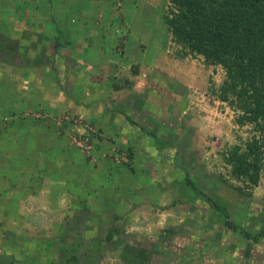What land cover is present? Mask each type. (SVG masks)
<instances>
[{
	"label": "crops",
	"instance_id": "0c3cea01",
	"mask_svg": "<svg viewBox=\"0 0 264 264\" xmlns=\"http://www.w3.org/2000/svg\"><path fill=\"white\" fill-rule=\"evenodd\" d=\"M15 1L0 0V120L68 113L82 116L98 132L92 140L93 159H87L70 146L65 130L42 131L33 141L30 136L34 134L21 130L26 124L16 125L19 152H25L24 139L25 144L32 143L44 153L56 152L60 165L67 170L65 178L71 175L68 181L54 175L53 181L46 182L53 183L42 190L54 201L52 205L64 199L61 191L66 181L73 188L86 186L74 192L82 193L80 198L86 201L91 210L88 214L95 221L105 220L109 228L124 230L125 234L147 235L138 240L145 247L132 246L128 250L142 260L157 252L158 241L152 239L153 233L162 231L165 238H185L190 225L202 223V213L218 222L219 217L204 198L192 189L189 192L175 160L177 147L165 143L176 142L182 133L177 124L181 96L165 81L174 78L170 59L157 54L152 63L143 62L145 49L137 52L125 42L123 30L126 35L131 32L129 18L125 20L115 13L114 0H38L31 11L7 19V13L16 9L15 4L12 6ZM153 114L161 116L162 122L155 125V131L148 128L150 131L142 133L153 122L149 121ZM174 118L177 123H173ZM16 126L11 125L5 134L11 138ZM121 151L129 156L128 166L112 160ZM193 176L196 182L203 179L195 173ZM188 214L196 217L189 219L190 224ZM177 217H185L184 222L183 218L175 221ZM214 226L210 247H221V251L210 260L211 264H249L250 252L256 254L254 262L264 263V237L253 242L220 223ZM199 228L202 235L206 227L200 224ZM260 251L263 253L257 254Z\"/></svg>",
	"mask_w": 264,
	"mask_h": 264
},
{
	"label": "rangeland",
	"instance_id": "374dc122",
	"mask_svg": "<svg viewBox=\"0 0 264 264\" xmlns=\"http://www.w3.org/2000/svg\"><path fill=\"white\" fill-rule=\"evenodd\" d=\"M20 1L24 3L19 5L18 0L13 3L12 6L16 5V9L7 13V19L9 15L31 11L34 6H37L35 2L38 0ZM114 1L117 4L115 13L125 20H127L126 17L129 18L127 26L131 28L130 34L126 35V30H123L127 45L135 47L137 52L145 49V55L141 59L146 64L152 63L157 54H163L173 64L174 78H167L165 81L181 96V105L177 109L180 113V121L176 118L172 121L173 123L178 121L177 124L181 126L182 133L176 142L165 140V143L172 148L177 147L175 160L186 167L191 161L199 166L201 164L204 173L202 174L199 169V173H196L197 177L202 175L210 177V179L206 178L210 183L204 189L202 188L203 191L221 207L226 208L230 219L236 225L243 226L248 232H258L264 227V167L258 185L247 189L244 183L230 178L229 168L221 157L225 150L239 142H245L251 136V127H238L234 123L235 112L217 98V90L225 78L224 70L220 66L205 65L201 56L191 54L173 41L164 20L171 9L167 0ZM132 17L133 20H131ZM1 27L6 29L3 25ZM116 44H118L117 41ZM126 61L124 59L123 62L127 63ZM141 65L144 64L141 63ZM157 76L161 79L159 74ZM16 83L19 84V81ZM175 103L177 104V101ZM62 116L64 115L44 117L42 114L41 117L40 115L39 117L27 116L22 117L21 120L1 119L0 130L6 132L11 125L15 127L19 123L26 124V127L23 126L21 130L28 131V135L34 134L30 136L33 141L35 136L42 131L44 133L46 130H65L70 146L87 159H93V152L91 155L84 154L72 144V131L69 126L63 124L59 127L57 125L55 119ZM160 117L153 114L149 120L153 122H149L151 125H146L142 133L146 134L150 128L155 131V125L157 123L160 125L162 122ZM140 122L141 118L138 123ZM164 125L168 126L167 123ZM17 126L13 128L15 132L18 131ZM5 135H2L0 131V264H59L58 262H65V264H161L162 261L163 264H168V262L172 264H211L210 260L219 256L221 247H210L211 239H214L210 233L212 229L215 231V224L220 223L224 226L225 218L216 211L214 213L219 219L217 218L218 222L215 221V223L210 219L209 214L202 213V219L199 221H202L200 224L206 227L202 235L199 231L201 230L200 224L197 227L194 224L190 225L186 233L187 237L181 239L177 235L165 238L162 231L153 233V238H151L158 241L157 252L154 254L148 252L147 258H150L148 262H144L147 258L139 259L138 256L129 254L128 248L123 247L124 244L130 249L132 246L145 247V243H140L138 240L147 238V235L125 234L124 230L119 229L111 242L106 241L105 237L110 229L108 226L110 223L105 220L97 222L95 217L93 219L92 215L88 214L91 210L86 201L80 198L82 193L75 194L74 192L86 186L79 185L81 188H73V185L67 182L71 175H66L65 178L64 173L67 170L60 165L61 161L56 156V152L49 150L44 153L35 149L36 145L33 146L32 143L25 144L26 139H24L22 149L26 154L23 157L20 152L19 166H17V161L14 163L13 158L8 162L4 160L7 155L12 156L7 150L9 143ZM11 147L14 148L12 144ZM18 151L19 148H15V153L12 154H17ZM54 175L67 180L61 191L64 199H60L57 205H52L54 201L48 197L47 193L42 192L47 184H49L48 188L53 185V183L46 184V182L53 181ZM211 178H214L213 182ZM224 181L241 188L243 192L238 194L227 187ZM57 183L55 181L54 185L57 186ZM187 188L190 192L191 188L188 186ZM111 218L108 219L111 220ZM182 218L184 222L185 217L181 219L177 217L175 221H182ZM187 218L188 222L189 219L196 217L194 214H188ZM89 225H91L90 229H88ZM233 237L235 235L231 239ZM216 238L218 239L217 236ZM261 251L257 254L263 253ZM255 255L254 252H250L249 264H264L254 262Z\"/></svg>",
	"mask_w": 264,
	"mask_h": 264
},
{
	"label": "trees",
	"instance_id": "16d2710c",
	"mask_svg": "<svg viewBox=\"0 0 264 264\" xmlns=\"http://www.w3.org/2000/svg\"><path fill=\"white\" fill-rule=\"evenodd\" d=\"M167 1L171 9L164 20L173 41L191 54L201 56L205 65L220 66L224 70L225 78L217 90V98L235 112L234 123L238 127H251V136L225 150L221 157L229 168L230 178L244 183L247 189L256 187L264 167V0ZM0 131L2 135L6 133ZM13 133L11 138L5 137L9 143L7 150L13 157L7 155L4 160L8 162L13 158L19 166L20 152L12 154L19 148V136L15 130ZM25 154L23 152L21 156ZM196 164L191 161L187 167L180 165L186 186L197 196H202L213 211L221 213L226 227L253 242L263 238L264 227L257 234H249L230 219L225 207L203 192L210 183L206 178L210 177L202 175L204 179L196 182L191 172L196 174L200 169L204 173L203 166ZM211 179L213 182L214 178ZM225 183L238 194L243 192L241 188ZM116 231L111 227L105 240L111 242Z\"/></svg>",
	"mask_w": 264,
	"mask_h": 264
},
{
	"label": "built area",
	"instance_id": "2783aa9c",
	"mask_svg": "<svg viewBox=\"0 0 264 264\" xmlns=\"http://www.w3.org/2000/svg\"><path fill=\"white\" fill-rule=\"evenodd\" d=\"M55 119L57 125L62 127L63 124L68 125L72 131V144L77 147L82 153L90 155L93 150L92 140L98 135L97 129L86 119L79 115H70ZM115 163L124 164L129 161L127 153L121 151L112 156Z\"/></svg>",
	"mask_w": 264,
	"mask_h": 264
}]
</instances>
